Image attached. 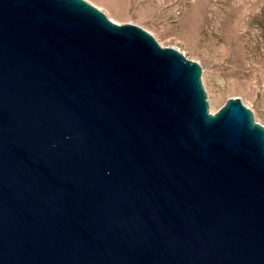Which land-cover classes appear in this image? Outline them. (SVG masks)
<instances>
[{
	"label": "water",
	"instance_id": "1",
	"mask_svg": "<svg viewBox=\"0 0 264 264\" xmlns=\"http://www.w3.org/2000/svg\"><path fill=\"white\" fill-rule=\"evenodd\" d=\"M200 73L85 0H0V264H264V127Z\"/></svg>",
	"mask_w": 264,
	"mask_h": 264
},
{
	"label": "rangeland",
	"instance_id": "2",
	"mask_svg": "<svg viewBox=\"0 0 264 264\" xmlns=\"http://www.w3.org/2000/svg\"><path fill=\"white\" fill-rule=\"evenodd\" d=\"M85 1L196 62L210 113L238 98L264 127V0ZM197 4L200 14H188Z\"/></svg>",
	"mask_w": 264,
	"mask_h": 264
},
{
	"label": "bare ground",
	"instance_id": "3",
	"mask_svg": "<svg viewBox=\"0 0 264 264\" xmlns=\"http://www.w3.org/2000/svg\"><path fill=\"white\" fill-rule=\"evenodd\" d=\"M188 14H194V15H198V14H200V8H199V6H198V4L197 5H195L194 7H193V9H191L189 12H188ZM195 24H196V22H192V21H190V22H187L186 23V26H187V28H193L194 26H195Z\"/></svg>",
	"mask_w": 264,
	"mask_h": 264
}]
</instances>
